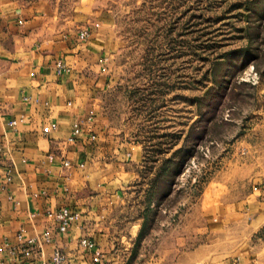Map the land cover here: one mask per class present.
Listing matches in <instances>:
<instances>
[{"label":"rangeland","instance_id":"1","mask_svg":"<svg viewBox=\"0 0 264 264\" xmlns=\"http://www.w3.org/2000/svg\"><path fill=\"white\" fill-rule=\"evenodd\" d=\"M55 5L86 40L105 16L96 111L131 153L113 216L121 245L134 236L127 264L264 249V0Z\"/></svg>","mask_w":264,"mask_h":264},{"label":"crops","instance_id":"2","mask_svg":"<svg viewBox=\"0 0 264 264\" xmlns=\"http://www.w3.org/2000/svg\"><path fill=\"white\" fill-rule=\"evenodd\" d=\"M55 1L0 0V239L15 241L23 227L29 236L42 238L46 230L53 234V243L32 259L20 256L15 261L1 251L0 264H44L57 245L66 251L70 264H94L91 253L79 244L81 237L101 247L100 264H127L134 236L121 245L114 235L113 216L133 174L120 160L131 153L106 136L96 111V94L104 83L102 58L107 54L103 51L105 16L96 20L102 26L92 27L90 38L81 40L82 25L61 21ZM91 11L99 15L98 10ZM77 17V12L71 15ZM58 60L66 61L70 71L58 73ZM90 109L96 111L94 123L69 142L72 125ZM20 117L24 122L9 125ZM91 133L97 135L96 140H90ZM51 154L54 160H50ZM64 159L72 162V167H64ZM7 172L12 175L11 182L6 180ZM254 200L249 206L253 214L260 209ZM64 206L80 211L83 218L61 233L46 212ZM207 248L188 251L172 264H203ZM250 250L211 256L207 261L264 264V249Z\"/></svg>","mask_w":264,"mask_h":264},{"label":"built area","instance_id":"3","mask_svg":"<svg viewBox=\"0 0 264 264\" xmlns=\"http://www.w3.org/2000/svg\"><path fill=\"white\" fill-rule=\"evenodd\" d=\"M89 36V30L83 29L79 32V39L86 40ZM57 72L63 73L70 71V66L64 60H58L56 64ZM96 116L95 109H90L84 118L76 121L72 125V131L68 138L69 142H74L76 139L83 135L85 126H90L94 123ZM24 122V117L13 119L9 122L10 126L16 127L18 124ZM52 129H56V125L53 124ZM97 135L95 133L90 134V140H96ZM2 146L0 145V158H1ZM50 160H54V155H49ZM64 167H72V162L69 160H63ZM84 166V164H81ZM6 180L12 181V175L7 172ZM48 218L55 222L57 230L61 233L67 232L72 226L78 224L83 215L80 211L70 207L64 206L57 210H48L46 212ZM27 230L23 227L15 236V241H10L7 238L0 239V252H7L13 260L23 257L24 259H32L36 253L42 251L45 245L53 243V234L50 230H46L44 237L29 236ZM79 244L87 249L92 255V262L94 264H100L103 259V252L101 247L88 237H81ZM44 264H70V260L66 251L59 245L55 246L49 256V259ZM81 264V263H78Z\"/></svg>","mask_w":264,"mask_h":264}]
</instances>
